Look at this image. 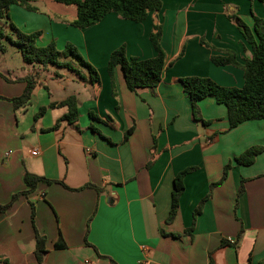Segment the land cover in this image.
Wrapping results in <instances>:
<instances>
[{"label": "crops", "instance_id": "1", "mask_svg": "<svg viewBox=\"0 0 264 264\" xmlns=\"http://www.w3.org/2000/svg\"><path fill=\"white\" fill-rule=\"evenodd\" d=\"M27 1L38 11L12 5L11 22L22 33H40L39 47L55 41L62 51L74 45L97 70L100 85L94 87L85 71L83 79L54 66L20 72L5 58L13 47L0 53V205L27 190L26 173L55 181L39 183L0 212V258L39 264L36 231L47 241L42 264H264V152L252 166L235 162L249 148L264 147V120L230 130L226 107L206 98L199 108L210 124L197 122L180 82L199 77L242 88V69L219 67L211 59L225 51L234 52L241 65L251 59L252 47L228 15L253 28V16L264 17V0H162L161 11L141 23L112 13L87 29L71 26L74 7ZM155 23L163 27L161 46L172 66L159 86L136 92L117 67L113 94L110 55L124 46L128 59L155 58ZM29 77L36 82L31 102L15 109L12 99L24 93ZM72 96L81 130L67 122L51 130L67 108L50 106ZM229 164L226 180L211 189ZM189 168L195 171L185 176L177 216L167 224L174 179ZM243 180L245 191L237 198ZM207 197L193 226L194 210ZM60 237L66 249L56 250Z\"/></svg>", "mask_w": 264, "mask_h": 264}, {"label": "trees", "instance_id": "2", "mask_svg": "<svg viewBox=\"0 0 264 264\" xmlns=\"http://www.w3.org/2000/svg\"><path fill=\"white\" fill-rule=\"evenodd\" d=\"M66 7L76 8V18L71 23L72 27L77 29H87L98 25L108 14H116L124 20L135 23L143 22L150 13L159 12L162 9V0H54ZM12 5H19L30 11H38L27 0H0V53H6L8 47H13L21 54L23 62L27 65H37L44 68L54 66L57 69L69 70L79 78L83 79L82 74L85 71L88 75L89 82L94 87H99L100 78L97 70L84 58L81 52L72 44L59 51L56 42L53 41L46 47L37 46V39L40 33L25 34L22 33L10 20L9 9ZM229 20L239 21L238 28L244 39L252 47L253 55L251 59L241 65L236 59V54L231 51H225L226 56H212V62L216 66H234L240 68L244 72V86L242 88H228L216 84L208 78L187 77L180 79L185 94L191 100L193 119L209 125L210 122L205 121L201 115L199 103L206 98H214L218 104L224 105L227 109L229 128L235 129L246 122L264 120V17L254 18L253 28L248 27L235 14L228 15ZM163 35V27L159 23L153 25L150 35L151 43L157 53L156 57L148 60H139L136 58L128 59L124 46L115 50L108 61V72L112 80L113 94L116 93V85L114 80L115 69L120 67L127 88L136 92L138 89L150 88L154 89L160 85L162 81L163 71L172 66V63L166 65V54L161 46ZM201 44L207 48L212 47L203 39ZM183 55V51L179 57ZM55 79L60 80L62 76L58 73L54 75ZM26 89L24 93L17 98L12 99L15 109L27 107L32 98L36 82L33 78L23 79ZM50 108H67V114L62 117L51 130H56L62 122H67L70 126L80 131L79 125V108L78 100L75 96L69 97L67 100L53 104ZM47 108L40 110L36 116V120L42 117ZM91 119L99 121L100 119L94 114H90ZM94 133H98L94 127H91ZM133 129L127 131L125 138L132 134ZM264 152V147L254 146L246 150L243 154L235 159V162L241 166H252L258 155ZM231 169L229 164L225 169L220 182L211 185V189L226 180L228 172ZM195 171V168L185 169L180 172L174 179V188L172 192V205L167 224L173 222L179 210V200L185 191L184 178L187 174ZM24 182L27 190L13 196L7 205H0V212H7L15 203V201L24 196L28 197L35 191L39 183L53 184L55 181L39 177L34 174L26 173ZM245 180H243L237 198L245 191ZM64 186L63 183H60ZM96 188V187H94ZM98 192L101 189L96 188ZM208 197L203 199L193 213V226L197 217L201 214L205 202ZM34 217V214H33ZM193 226L190 230L193 229ZM36 251L35 256L39 264L43 263L47 254L46 238L35 231ZM56 250L66 249L63 239L60 237L54 245ZM8 264L0 258V264ZM112 264H115L112 262Z\"/></svg>", "mask_w": 264, "mask_h": 264}, {"label": "rangeland", "instance_id": "3", "mask_svg": "<svg viewBox=\"0 0 264 264\" xmlns=\"http://www.w3.org/2000/svg\"><path fill=\"white\" fill-rule=\"evenodd\" d=\"M5 58L12 67H14L16 70L20 72L22 71L23 67L32 66V65H27L23 62L22 56L16 48H14L13 50H10L9 48V51L5 54Z\"/></svg>", "mask_w": 264, "mask_h": 264}, {"label": "built area", "instance_id": "4", "mask_svg": "<svg viewBox=\"0 0 264 264\" xmlns=\"http://www.w3.org/2000/svg\"><path fill=\"white\" fill-rule=\"evenodd\" d=\"M36 154H37L36 152L33 153L34 156H35ZM230 242H231V243H234L233 240H231ZM86 264H91V263L86 262Z\"/></svg>", "mask_w": 264, "mask_h": 264}, {"label": "water", "instance_id": "5", "mask_svg": "<svg viewBox=\"0 0 264 264\" xmlns=\"http://www.w3.org/2000/svg\"><path fill=\"white\" fill-rule=\"evenodd\" d=\"M238 23H239V21H238V20H236V21H235V24H236V25H238Z\"/></svg>", "mask_w": 264, "mask_h": 264}]
</instances>
